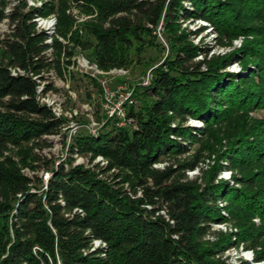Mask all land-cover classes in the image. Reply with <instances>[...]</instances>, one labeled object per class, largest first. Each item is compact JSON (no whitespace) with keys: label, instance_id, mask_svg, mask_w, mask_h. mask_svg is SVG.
Returning a JSON list of instances; mask_svg holds the SVG:
<instances>
[{"label":"trees","instance_id":"obj_1","mask_svg":"<svg viewBox=\"0 0 264 264\" xmlns=\"http://www.w3.org/2000/svg\"><path fill=\"white\" fill-rule=\"evenodd\" d=\"M67 1L88 17L74 25ZM8 2L0 0V21L8 19L0 34V264H248L222 257L240 246L264 264V112L250 114L264 110V0H47L35 7L18 0L6 13ZM51 13L57 25L47 43L33 18ZM189 19L209 24L218 44L243 42L208 56L209 47L189 40L206 25L177 32ZM161 21L167 55L147 85L133 88L126 122L108 118L96 135L76 132L67 147L69 155L102 156V171L116 168L117 180L65 157L32 189L4 153L17 147L32 166L40 159L32 148L61 132L64 119L38 99L41 73H60L77 50L108 71L141 63L151 49L152 67L165 51L154 33ZM234 59L239 71L228 70ZM51 88L44 84L43 94ZM189 118L202 126L187 125ZM204 148L214 158L199 183L185 172L199 166ZM165 160L174 165L154 166ZM222 171L229 178H218ZM223 222L235 230H211ZM209 233L213 240H205Z\"/></svg>","mask_w":264,"mask_h":264},{"label":"rangeland","instance_id":"obj_2","mask_svg":"<svg viewBox=\"0 0 264 264\" xmlns=\"http://www.w3.org/2000/svg\"><path fill=\"white\" fill-rule=\"evenodd\" d=\"M67 12L73 15V18L75 19L74 25H77L88 17L79 8L70 4L67 7ZM180 24L181 26L177 30L178 33L182 30H196L200 24L206 25V29L203 32L197 36H189V40L194 44H202L209 47L210 52L208 56L217 54L222 55L234 51L239 48L243 42V37L240 36L233 39L230 44H218L216 39L217 34L214 29H211L209 24L207 25V23L200 20L191 21V19H189L180 22ZM56 25L57 21L53 31H56ZM7 31L8 26L6 24H0V34H4ZM162 31L163 25L161 21L154 33L158 41L164 46L165 51L162 56H158V58H156L157 55L155 56L157 62L152 67L146 64L147 59L151 57V49H148L144 53V58L141 63H133L130 68L126 69V72L112 71L104 73L94 71L92 67H89L83 58L87 61L88 59L83 56L80 50H77L72 58H70L72 62L70 65L65 66L66 62L62 64V70L60 73L56 71V68H51L49 71H43L41 73V75H43L39 84L41 86V93L44 90V84H49L52 87L46 92L41 101L45 104L51 105L54 112H56L60 118L64 119L61 132L46 136V145L32 148V152L40 157L39 160L31 161L33 167L22 162L24 151L17 147H13L11 150L4 153V155L15 164L19 172L29 179V186H31L32 189L35 188V185H44L46 183L49 176L46 167L58 163L65 157H70L72 159V164L82 165L83 167L89 168L97 173L98 176L109 182H115L117 180L113 178L114 173L117 172L116 168L102 171L101 167L106 166L107 163L103 165L101 160L91 158L90 154L82 155L73 153L72 155H69L67 147L76 132L84 131L83 129L89 132L87 124H93L95 122L96 124L93 125L99 130L108 118L115 117L119 121H122V119L117 117L115 113L110 115L111 107H114L116 104L119 106L122 105L125 110V106L129 103V99H131V103L136 102L132 96V91L135 85L145 86L150 82L152 76L151 69L160 64L168 52V44L163 38ZM198 58H200V55L196 57V59ZM228 70L239 71L240 64L238 60H232ZM89 77L93 78V81L89 79ZM263 112L264 110H260L259 112H251L250 114L254 117L260 118ZM186 124L199 128L202 126V121L200 119L189 118L186 121ZM75 125L77 126L76 129H74ZM93 125H91V127H95ZM212 141L213 137L208 138L204 147H206L207 144H211ZM197 146L198 144L196 143L190 145L189 153H193ZM213 158L214 154L210 153L207 148H204L203 158L200 161L199 166L194 170L186 171V177L190 180L197 179L200 183L202 181L203 172L212 164ZM3 159V157H0V161H3ZM171 163L174 165L173 161L165 160L157 163L156 167L161 168L164 165ZM227 172L230 174V171H222L218 175V178L227 179L229 175ZM38 180H40L41 183L38 182ZM123 187L127 188V184H124ZM1 197L2 192H0V200ZM254 220L258 222L257 218ZM211 230L226 232L235 229L230 222H223L213 224ZM214 238L215 236L213 233H209L205 236V240H213ZM222 257H226V260L230 263H237L238 260L242 259L246 260L248 264H262L261 262L253 261L252 251L249 249L245 250L242 246L228 249Z\"/></svg>","mask_w":264,"mask_h":264},{"label":"built area","instance_id":"obj_3","mask_svg":"<svg viewBox=\"0 0 264 264\" xmlns=\"http://www.w3.org/2000/svg\"><path fill=\"white\" fill-rule=\"evenodd\" d=\"M8 1H9L8 2V5L5 7V12L6 13L9 12L13 8V6L18 3V0H8ZM45 1H47V0H26V5H27V7L41 6L43 4V2H45ZM33 21L35 22V27H36L37 30H39V31L40 30L45 31L48 34V38L46 39V42L47 43H51L52 42V38L55 35V31H53V30H54V26H55L56 21H57L56 15L54 13H51V14H49L47 16H42V15L39 16L38 15V16H35L33 18ZM7 22H8V19L7 18H3L0 21V24H6L7 25ZM56 36H57V38L60 41L65 42L62 37H60L58 35H56ZM48 51L50 52V49ZM83 59L89 65V67H92V69L94 71H97V72H102V73H104V72H112V71L126 72V69H123V68H112V69H110L108 71H102L95 64L89 63V61H87L85 58H83ZM17 72H22V71L20 69H18V68H12L11 69V73L12 74H16ZM37 93H38V99H39V101L41 103H43L41 101V99L44 98V95L46 93L45 94H43V92L41 93V86L40 85L37 86ZM131 102H132L131 99H129V103H131ZM43 104H45V103H43ZM46 105L47 106H50L52 108L51 105H48V104H46ZM52 111L54 112L53 108H52ZM113 113H115L117 115V117H119V118L122 119V121H119L118 124L121 125V124H124L126 122L125 110L122 107V105L119 106V105L116 104L114 107H111L110 115H113ZM54 114L56 116H58V114L56 112H54ZM127 121L130 122V119H128ZM93 124H96V123L94 122ZM93 124H87V127H88V130H89V132L91 134L96 135L99 130ZM91 125H93L95 127H91ZM76 128H77V126L75 125L74 126V129H76ZM95 158H97V160H101V163L103 165L107 163V160L105 158H103L102 156H100V155L96 156ZM154 166L156 167V164ZM105 167L106 166H104V167L102 166L101 168H105ZM223 173H226V172H223ZM229 176H230V174L228 175L227 178H229ZM98 177H100V176H98ZM138 193H140V192H138ZM99 243H100L99 240H95L94 241V246H97Z\"/></svg>","mask_w":264,"mask_h":264}]
</instances>
